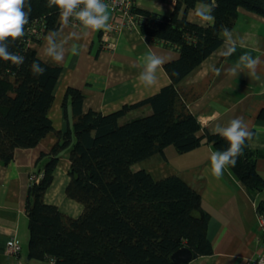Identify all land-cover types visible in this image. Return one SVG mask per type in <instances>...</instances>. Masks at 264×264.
Wrapping results in <instances>:
<instances>
[{
    "label": "trees",
    "instance_id": "1",
    "mask_svg": "<svg viewBox=\"0 0 264 264\" xmlns=\"http://www.w3.org/2000/svg\"><path fill=\"white\" fill-rule=\"evenodd\" d=\"M168 1L173 4L168 14L135 4L129 11L147 42L178 53L163 65L169 83L108 113L83 110V92L67 87L63 126L56 130L49 110L62 68L42 60L36 47L46 32L59 28V14L54 7H46L47 0H31L25 35L9 44V51L25 57L24 63L16 66L0 61V163L8 165L17 150L34 148L51 132L56 137L49 152L39 156L27 187L26 262L174 264L170 255L182 247L189 248L194 259L213 254L207 236L209 215L202 208L200 192L178 175L155 179L145 168L133 166L164 159L163 150L170 145L179 154L202 144L211 145L214 151L228 147L222 137L202 129L188 108L192 97L179 84L223 44L221 26L232 30L239 8L264 16V0H215V23L207 27L188 19L200 0ZM34 60L45 68L42 75L32 73ZM145 106L148 113L125 118L131 110ZM248 142L236 166L228 168L247 188L262 194L264 179ZM65 152L69 167L64 193L80 204L76 216L44 197ZM257 212L264 217V199L258 201ZM20 251L18 240V249L10 255L20 258Z\"/></svg>",
    "mask_w": 264,
    "mask_h": 264
},
{
    "label": "crops",
    "instance_id": "2",
    "mask_svg": "<svg viewBox=\"0 0 264 264\" xmlns=\"http://www.w3.org/2000/svg\"><path fill=\"white\" fill-rule=\"evenodd\" d=\"M134 4L161 14H168L173 8L168 0H150L148 5L136 0ZM107 12L112 25L110 31H97L81 40L77 39L81 35L80 31L74 27H66L62 31L57 37V43L66 41V55L59 64L43 55L44 37L48 32L36 47L42 60L62 68L49 110L56 130L63 126L62 101L67 87H75L83 92V110L108 113L124 104L150 96L169 83L162 66L157 72L155 85L144 87L139 84L137 76L141 70L142 57L151 51L164 56L168 62L177 58L178 53L147 42L139 34L136 25H119L121 16L114 19L110 7ZM188 19L196 21L193 11L188 13ZM232 32L236 40L235 51L229 56L223 55L222 44L184 78L179 87L189 98L192 97L188 108L197 117L203 130L212 132L217 122L226 125L234 117L243 118L253 133L248 144L257 156L256 169L264 179V115L260 116L264 113V63L258 69L259 80L249 78L246 72L239 76L228 74V70L245 53L264 61V16L239 8ZM105 34L109 35L107 41ZM73 44L79 46L80 54L77 56L68 53ZM213 66L219 70V74L212 71ZM140 109L143 110L142 114L150 111L147 106ZM55 141L56 137L51 132L34 148L17 150L8 165L0 163V264H17L22 261L21 254L20 258L8 254L6 246L11 237L15 236L25 247L19 236L24 237V204L28 183L39 156L48 153ZM212 152L214 150L211 145L202 144L187 153L179 154L170 145L163 150L164 159H149L135 164L133 168L143 167L155 179L178 175L200 192L202 208L209 215L207 236L213 254L193 258L186 264H248L261 251L262 231L259 228L257 203L264 199V191L257 194L247 188L231 173L228 166L219 178L213 177L210 172ZM68 167V155L65 152L60 158L54 181L44 197L46 202L56 204L59 208L62 206L60 201L69 202L74 209L63 206L60 209L68 215L76 216L81 206L68 199L64 193Z\"/></svg>",
    "mask_w": 264,
    "mask_h": 264
},
{
    "label": "clouds",
    "instance_id": "3",
    "mask_svg": "<svg viewBox=\"0 0 264 264\" xmlns=\"http://www.w3.org/2000/svg\"><path fill=\"white\" fill-rule=\"evenodd\" d=\"M214 6L215 0H212L211 3L200 0L195 6L192 11L196 17L195 22L199 26L214 25ZM46 7L49 9L54 7L57 10L60 28L49 30L44 37L43 55L57 64L63 62L66 55L64 51L66 41L62 40L57 43V37L61 35L66 27L78 29L81 35L77 39L80 40L87 38L94 32L110 31L112 28L107 12L109 6L104 0H47ZM31 12V0H0V61L10 62L16 66L24 63L25 57L19 53L9 51V44H14L25 35V26L30 22ZM70 35L74 36L75 33H70ZM220 35L223 39V55L229 56L235 51L236 47L233 32L227 26L222 25ZM68 53L73 56L79 55V46L73 44ZM165 63L164 56L149 51L142 57L141 70L137 76L138 83L144 87L155 85L158 79L157 72ZM261 63H264V61L260 57L253 58L245 53L228 70V74L239 76L246 72L249 78L259 80L258 69ZM30 67L34 75H42L45 72V68H42L40 62L36 60L32 62ZM212 71L219 74V70L214 66ZM172 75L176 76L178 73L173 72ZM212 132L222 137L228 145L224 150L212 152L210 156L211 175L219 178L223 175V171L227 166H236L237 158L242 154L245 142L252 138L253 133L242 117H234L226 125L217 122L212 128ZM13 237L17 239L15 236Z\"/></svg>",
    "mask_w": 264,
    "mask_h": 264
},
{
    "label": "built area",
    "instance_id": "4",
    "mask_svg": "<svg viewBox=\"0 0 264 264\" xmlns=\"http://www.w3.org/2000/svg\"><path fill=\"white\" fill-rule=\"evenodd\" d=\"M134 1L135 0H104V2L108 4V6L111 8L115 18L121 16V21L119 22V25L122 24L134 25L135 23L134 15H132L129 11ZM108 38L109 35L105 34V41H107ZM259 226H260L259 227L260 230L262 231L261 251L257 257L250 259L248 261V264H264V217L262 215H259ZM17 249H18V240L13 237L7 243L6 250L9 254H12L16 252Z\"/></svg>",
    "mask_w": 264,
    "mask_h": 264
},
{
    "label": "rangeland",
    "instance_id": "5",
    "mask_svg": "<svg viewBox=\"0 0 264 264\" xmlns=\"http://www.w3.org/2000/svg\"><path fill=\"white\" fill-rule=\"evenodd\" d=\"M143 4H145V5H148V2L150 1V0H140ZM143 110L142 109H138V110H134V111H132L131 113H130V116H128L126 119H130V118H134L135 116H141L142 115V112ZM122 121V120H121ZM62 197H64L63 195H62ZM58 199V198H57ZM69 202H61L60 201V204L63 206V207H66V209H70V210H72V209H74V207H72V206H70V204H68ZM80 205V204H79ZM61 206V207H62ZM60 207V208H61ZM68 213V212H67ZM73 215V214H72ZM26 223V222H25ZM19 239L22 241L23 240V242L25 243V247H23V244H20V246H21V251H20V254H21V256H22V262L25 264V263H27V264H44V263H41V262H38V261H35V260H31V261H28V262H26V257H27V252H28V248H27V242H28V230H27V224H25V227H24V237H20L19 236Z\"/></svg>",
    "mask_w": 264,
    "mask_h": 264
},
{
    "label": "water",
    "instance_id": "6",
    "mask_svg": "<svg viewBox=\"0 0 264 264\" xmlns=\"http://www.w3.org/2000/svg\"><path fill=\"white\" fill-rule=\"evenodd\" d=\"M193 253L187 247H182L174 251L170 255V259L174 264H186L193 260Z\"/></svg>",
    "mask_w": 264,
    "mask_h": 264
}]
</instances>
